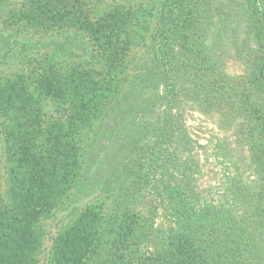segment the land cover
<instances>
[{
	"label": "trees",
	"instance_id": "16d2710c",
	"mask_svg": "<svg viewBox=\"0 0 264 264\" xmlns=\"http://www.w3.org/2000/svg\"><path fill=\"white\" fill-rule=\"evenodd\" d=\"M0 19L29 35L0 74V264H264V0H0Z\"/></svg>",
	"mask_w": 264,
	"mask_h": 264
},
{
	"label": "rangeland",
	"instance_id": "374dc122",
	"mask_svg": "<svg viewBox=\"0 0 264 264\" xmlns=\"http://www.w3.org/2000/svg\"><path fill=\"white\" fill-rule=\"evenodd\" d=\"M2 22V19H0V23ZM0 28H2V24H0ZM11 32V31H8ZM13 36V37H11ZM36 39V36L32 37V39ZM29 39L28 34H12L8 37H3L0 39V74H3L7 71V67L12 66L13 67L16 65L15 63L21 62L20 59L17 60V58H20V56L23 54V51H20L21 46L19 42H24L25 40ZM19 41V42H18ZM32 43V42H31ZM30 43V44H31ZM218 43V44H217ZM215 43V48H216V53L218 52L222 53L221 54V62H223L224 67L226 71L230 74L238 73L240 72V64L232 57V52L230 53V46L227 43H224L222 41H218ZM36 44V43H35ZM42 44L38 43L36 44V47H40ZM220 45V48L223 50L219 51L218 46ZM228 47V49H227ZM214 49V48H213ZM32 50V49H31ZM30 50V51H31ZM40 50H44V47H41ZM223 60V61H222ZM10 64L9 66H7ZM26 66V64H25ZM208 120H204V117H202L198 112H193L188 114V122L189 124H196V128H202L206 124H211V122H207ZM198 126V127H197ZM207 129H205V134ZM204 132V131H203ZM204 136V135H203ZM206 136V135H205ZM1 134H0V146L3 144V141H1ZM3 149L0 148V157H1V165H4V154L2 153ZM3 173V167H1V174ZM77 204H80L82 202L76 201ZM66 212V211H65ZM64 213H58L56 216H54L51 219H48L46 222V238L52 235L51 232L53 228L55 227L56 224L57 228L62 225V223L65 220H62ZM64 218V217H63ZM60 220V221H58ZM60 222V223H58ZM45 238V244H48V240Z\"/></svg>",
	"mask_w": 264,
	"mask_h": 264
}]
</instances>
